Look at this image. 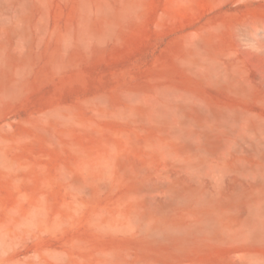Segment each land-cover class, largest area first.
<instances>
[{
  "label": "rangeland",
  "instance_id": "rangeland-1",
  "mask_svg": "<svg viewBox=\"0 0 264 264\" xmlns=\"http://www.w3.org/2000/svg\"><path fill=\"white\" fill-rule=\"evenodd\" d=\"M0 264H264V0H0Z\"/></svg>",
  "mask_w": 264,
  "mask_h": 264
},
{
  "label": "bare ground",
  "instance_id": "bare-ground-1",
  "mask_svg": "<svg viewBox=\"0 0 264 264\" xmlns=\"http://www.w3.org/2000/svg\"><path fill=\"white\" fill-rule=\"evenodd\" d=\"M181 195H176L173 199V203H179L181 201ZM153 205L149 208L148 217L139 221L140 227L151 237H160L163 235L181 234L184 230V226L172 225L161 217L168 210L169 205L161 207H154ZM217 225L216 217L214 214H205L198 217V220L193 224L192 231L203 233L209 229H214ZM260 226V225H259ZM258 226V228H260ZM263 229V228H262ZM189 232V231H188ZM194 232V233H195Z\"/></svg>",
  "mask_w": 264,
  "mask_h": 264
}]
</instances>
